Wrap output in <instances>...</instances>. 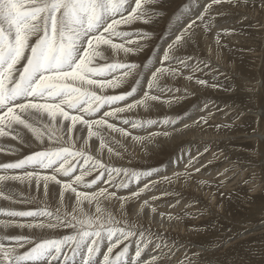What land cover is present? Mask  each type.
<instances>
[{
    "label": "snow or ice",
    "instance_id": "1",
    "mask_svg": "<svg viewBox=\"0 0 264 264\" xmlns=\"http://www.w3.org/2000/svg\"><path fill=\"white\" fill-rule=\"evenodd\" d=\"M220 3L201 0L202 10L189 12L182 0L177 10L166 12L168 0H0V152L9 157L0 160V200L21 206L0 207V264H168L161 243H153L159 235L130 220L125 206L142 199L140 211L157 213L152 202L160 197L146 194L159 183L187 178V169L199 173L205 166L196 167L198 156H189L185 171H176L172 165L178 166L187 152L181 149L168 161L173 175L152 179L162 169L132 166L124 141L150 144L171 133L145 137L133 131L175 126L192 116L128 114L148 111L165 96L171 105L195 94L164 83L168 79L209 86L194 75L207 63L179 52L197 29L211 27L213 6ZM169 17L185 22L167 33L174 37L170 42L157 46L151 68L143 65L148 76L127 58L143 51L158 20ZM186 69L191 74L185 76ZM125 84L119 94H108ZM208 106L194 105L193 113ZM209 116L192 124H207ZM113 201L120 205L118 215L110 210Z\"/></svg>",
    "mask_w": 264,
    "mask_h": 264
},
{
    "label": "rangeland",
    "instance_id": "2",
    "mask_svg": "<svg viewBox=\"0 0 264 264\" xmlns=\"http://www.w3.org/2000/svg\"><path fill=\"white\" fill-rule=\"evenodd\" d=\"M181 3L182 0H168L166 12L177 10ZM183 3L187 7L192 4L201 7V0H183ZM213 11L217 17L212 20L205 38L196 31L197 35L194 34L191 41L179 52L180 55H192L207 63L206 68L201 65L202 71L194 75L207 80L209 86L196 85L193 80L190 82L194 86L192 87L183 83L185 79L179 78L180 82L172 84V87H188L189 91L195 94L182 100L183 106L178 103L168 104L167 110L163 111L165 114H150L144 119H158L165 115L184 116L185 113H189L192 119L197 115L198 119L201 115L211 114L207 123L211 126V132L229 134L226 139L216 138L206 142L204 146L198 141H160L158 147L151 150L149 157L145 159L126 146L131 153L132 166L140 170L149 166L160 167L162 174L169 166V158L175 159L181 149L187 152L180 165L186 163L189 156H198L199 163L196 167L205 166L201 167L199 173L195 172L194 168L187 169L190 172L187 178L180 177L171 183L163 182L162 186L157 185V188L165 187L169 193L179 194L158 200V203L173 205L180 199L175 209L171 206L169 209L174 210L171 216L177 222L175 226L166 228L154 220L148 221L146 217L136 219L127 215L130 220L137 221L153 234L159 235L161 239L154 236L153 243H161L162 251L168 254V264H178L185 258L186 264H264V164L257 158L258 143H261L262 147L264 141L254 136H264V118L261 124L256 126L253 120L257 116L254 112L257 113L259 109L257 105L262 104L258 86L264 77V0H221L220 4L213 6ZM176 22L178 24L175 17L160 18L155 25L154 35L143 51L136 54L137 58L135 55L130 56L128 61L141 64L145 72L143 65H148L155 58L157 46L163 43ZM218 32L221 33L220 40L225 42L223 46H218L216 40L213 44L210 43L209 37L216 36ZM228 37L232 38L231 42H227ZM226 45L232 46L231 53L225 48ZM230 56L234 60H231ZM188 74H191L190 69L184 72L185 76ZM212 84H219L220 87H211ZM167 98L165 96L162 101ZM204 102L208 103V108L193 113V106L198 105L200 108ZM199 112L198 116L196 113ZM187 119L189 118L184 116L182 122L171 128L167 127L166 130L179 128L191 120ZM231 136L233 137L229 138ZM205 146L207 151L204 150ZM261 151L264 160V146ZM200 153L202 155H199ZM123 163L128 165V157ZM222 167H226V170L223 171ZM220 170L229 178L221 189L226 191L223 196L227 197L230 203L218 194L219 191L215 192L211 187V181H220L213 180L217 178ZM165 175L169 176L164 173L159 176V180ZM202 181L205 184L201 185ZM242 197L248 199L242 201ZM247 201L256 206L250 213L246 206ZM110 210L119 214L113 209ZM129 210L126 206L124 211ZM169 249L174 254H170ZM133 250L134 247L131 251Z\"/></svg>",
    "mask_w": 264,
    "mask_h": 264
},
{
    "label": "bare ground",
    "instance_id": "3",
    "mask_svg": "<svg viewBox=\"0 0 264 264\" xmlns=\"http://www.w3.org/2000/svg\"><path fill=\"white\" fill-rule=\"evenodd\" d=\"M196 8H201V7H198V6H195L194 4H192V5H190L188 7V10H189V12H191V11H193ZM201 10H202V8H201ZM216 17L217 16H216L215 12L212 10V12H211V18H212V20L213 21L216 20ZM180 19H182L183 21H180L179 20L178 23H184L185 22L184 19H183V17H181ZM176 25H177V22L175 24L174 29L176 28ZM174 29H172L171 31H173ZM196 31L198 32V35H201L203 38H205V35L207 33V30L205 31V30L197 29ZM195 35H197V34H195ZM171 38H174V37H171ZM171 38H169L167 36L165 39H167L168 42H170V39ZM209 40H210V43L213 44V42L216 40V36L215 35L210 36L209 37ZM226 40H227V42H231L232 41V38L231 37H228ZM190 41H191V39L188 41V43ZM224 43L225 42L223 40H220V44L222 46L224 45ZM164 46L166 47V44ZM230 47H232V46L231 45H226V47H225L228 50L229 53H231L230 52V50H231ZM229 53H226V54L229 55ZM135 58H137L136 55H135ZM231 58L232 57L230 56V59ZM127 59H129V57ZM154 60H155V58L152 61L149 62V64H148L149 68H151L152 63L154 62ZM145 73H146V75L150 76V71H148V69H146V68H145ZM263 75H264V69H263ZM129 81H131V78H129ZM176 82H180V79L178 78L177 81H173L171 79H168V80L164 81V83H167L170 86H172V84H174ZM183 83L185 85L186 84H189L192 87H194L187 80H185ZM127 86L128 85L125 84L120 89H115V90L109 89L108 90V94H116L118 92H121ZM258 88H259V97L262 99V104L261 105H257L258 108H259L258 109V112L257 113L254 112V114L257 115L253 119L255 126L256 125H260L261 122H262V119L264 118V77H263V80L260 81ZM152 105H153L152 108L150 110H148V111H145L144 109H137L135 111V113H130L128 115L132 116L133 118L144 119L145 117L149 116L150 114H152V116H154V115H160V114H165L163 111H166L167 108L169 107L168 104L165 103V102H163L162 100L159 101V102H152ZM178 105L179 106H181V105L183 106V103L180 101L178 103ZM200 108H203V104H201V107ZM249 112L251 113V111H249ZM196 114H198V116H199L200 115V112L199 113H196ZM196 117H197V115H195V117L193 119H196ZM193 119H191V120L190 119H187V120H190V121L185 122V123H188L190 125V127L188 129H181V128H183V124H182L179 127V129H181L179 132L175 131V129L170 130L169 132L171 133V135L168 136V137L157 136V137H155L153 139L152 143H150V144H147V142H144V143H133L131 141V139L128 138L127 140L124 141L125 146H127L129 149H131L139 157L145 159V158H148L149 157L151 150H154V149H156L158 147V144H159L160 141H166V142L168 141V142H170V141H173L174 139H176V141H181V142H186V141L196 142V141H198V142H201L202 145L204 146V144L206 142L211 141V140H215L216 138H225L226 139V137L229 134V133H226V134L223 133V135H220V133L219 134H215V133L211 132V126L209 124H201L199 126V128H197L196 126H194L192 124ZM171 127H173V126H171ZM171 127H169V128H171ZM166 129L167 128H163V127L158 128V127L152 126L150 128H147L146 130H144V129L134 130L133 131V135H139L140 133H143L140 136H145L146 137L152 131H155V130L156 131H164ZM254 136H256L259 140L264 141V136H261L259 134H255ZM232 137L233 136H231L229 138H232ZM117 138H119V137L117 136ZM2 142L5 143V144L14 143V142H12L10 140H4ZM258 144H259V146H258L259 151L257 152V154H258L257 158H258L259 161H261L264 164V160L262 159V151H261V149H262V147L264 145L262 143L263 146L261 147V143H258ZM8 158L9 157H8V155L6 153L0 152V160L7 161ZM184 163L181 164V165L179 164L178 166L177 165H172V167L176 171H183L185 169L184 168ZM221 169L224 171V170H226V167H222ZM164 173L168 174L169 176H172L173 175V172L172 171H169V166L167 167L166 171L163 172L161 175H163ZM214 173H216V172H214ZM218 173H221L222 175H218ZM218 173H217V178H215L213 180H218L219 179L220 181H218V182L217 181L216 182L211 181L212 190L215 191V192L216 191H219L218 194L223 199H227V197L223 196V195H225L224 192H226V191H222L221 186L224 183H226V180L229 179V178L226 177V176H224L221 170ZM215 176H216V174L213 175V177H215ZM159 178H160L159 176L152 177V179H156V180H159ZM230 178H231V176H230ZM200 184L203 185L205 183H204V181H202V182H200ZM158 186H162V183H159ZM164 192H168V190L165 187H160V188L158 187L152 193H149L148 195L144 196V198H149L150 199V196L153 195V194H155L156 196L160 197L158 200H160V199L162 200V199H166V198L168 199V196L163 195ZM121 194H126V192L121 193ZM247 199L245 197L244 198L242 197V201L247 200ZM158 200L152 202V206L157 208V213H152L151 212V208H144L143 211H140V204L143 202L142 199L140 201L130 202L128 205H126V206L129 207L130 210L128 212H125V213L131 215L133 218H136V219L141 218V217H146L148 219V221L154 220L157 224H162L166 228L175 226L177 224L176 220H174V219L169 220L167 218V216L169 214L170 215L171 214H174V212H173L174 210H172V209L169 210L171 204H166L165 205V202L158 203ZM226 201H227V203H230L229 202L230 200L227 199ZM234 201H236V200H234ZM126 206H125V208H126ZM246 206H247V208L249 210L248 213H250L252 210H254V207H256V206H252V204H250L249 201H247ZM0 207H21V206H19V205H11L10 202L0 200ZM109 207H110V209H113L115 212H120V205H119L118 202H115V201L111 202L110 205H109ZM136 212H139V216L138 217L136 215ZM160 212H164L165 213V216L163 218L159 215ZM263 227H264V224L262 225V228ZM133 253H134V250H133Z\"/></svg>",
    "mask_w": 264,
    "mask_h": 264
}]
</instances>
